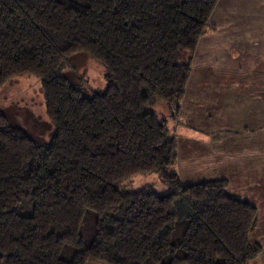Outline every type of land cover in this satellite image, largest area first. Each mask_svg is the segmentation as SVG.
Listing matches in <instances>:
<instances>
[{
  "label": "trees",
  "instance_id": "obj_1",
  "mask_svg": "<svg viewBox=\"0 0 264 264\" xmlns=\"http://www.w3.org/2000/svg\"><path fill=\"white\" fill-rule=\"evenodd\" d=\"M219 0H0V89L41 81L53 134L30 138L0 114V264H249L257 208L226 180L171 171L181 102ZM86 53L102 93L59 70ZM166 102L169 118L153 106ZM157 173L170 191L121 183Z\"/></svg>",
  "mask_w": 264,
  "mask_h": 264
},
{
  "label": "crops",
  "instance_id": "obj_2",
  "mask_svg": "<svg viewBox=\"0 0 264 264\" xmlns=\"http://www.w3.org/2000/svg\"><path fill=\"white\" fill-rule=\"evenodd\" d=\"M211 20L217 30L199 41L171 126L173 169L187 185L226 180L257 208L249 239L262 252L249 264H264V0H219Z\"/></svg>",
  "mask_w": 264,
  "mask_h": 264
},
{
  "label": "rangeland",
  "instance_id": "obj_3",
  "mask_svg": "<svg viewBox=\"0 0 264 264\" xmlns=\"http://www.w3.org/2000/svg\"><path fill=\"white\" fill-rule=\"evenodd\" d=\"M217 27L218 25L210 18V27L207 32L216 31ZM58 73L67 77L76 86H80L88 95L92 92L102 93L106 88V68L86 53L73 56ZM153 109L158 115L169 118L170 107L166 102H159L153 106ZM0 114L5 115L11 124L39 143L48 142L53 134V126L47 116L41 81L36 76H16L1 87ZM172 124L175 123L168 122V129L175 135ZM171 171H174L173 166ZM121 187L131 191L147 188L163 194L170 191L157 173L138 174L122 182ZM89 264L102 263L90 262Z\"/></svg>",
  "mask_w": 264,
  "mask_h": 264
}]
</instances>
